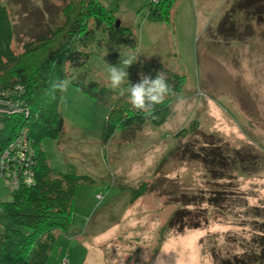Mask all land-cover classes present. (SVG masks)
<instances>
[{"label":"rangeland","instance_id":"rangeland-1","mask_svg":"<svg viewBox=\"0 0 264 264\" xmlns=\"http://www.w3.org/2000/svg\"><path fill=\"white\" fill-rule=\"evenodd\" d=\"M97 1L118 26L130 28L135 47L114 44L107 33L93 28L85 64L63 66L71 81L59 92L63 130L57 139L44 137L41 148L55 172L87 179L74 191L76 231L57 235L46 264H214L213 254L233 260L242 253L256 258L246 264H259L255 239L264 234V7L256 2L257 8H238L249 0H176L170 22H155L148 19L153 0ZM30 2L25 8L7 7L13 24L38 21L41 16L31 10L38 6L55 29L53 21H62L65 5L74 0ZM91 23L88 18L85 29ZM20 28L11 40L16 54L31 41ZM114 52L121 61L113 65L105 58ZM133 56L156 60L182 76L183 84L162 124L145 122L127 139L118 131L107 139L108 105L76 83L107 85L109 66L125 67L122 61ZM210 141L220 147L214 153L229 160L214 159L206 166L201 157H189L188 152ZM141 182L152 184L151 191L133 198L131 190ZM10 199L0 181V201ZM182 207L193 214L203 211L206 224L181 232L168 227L172 213Z\"/></svg>","mask_w":264,"mask_h":264},{"label":"trees","instance_id":"trees-1","mask_svg":"<svg viewBox=\"0 0 264 264\" xmlns=\"http://www.w3.org/2000/svg\"><path fill=\"white\" fill-rule=\"evenodd\" d=\"M175 1L153 0L149 6L148 19L155 22H170ZM256 2L260 4V8L264 7V0H256L255 3L249 0L246 4L240 3L238 8H252V6L257 8ZM20 5L25 8L30 6L31 2L30 0L4 2L0 0V108L7 110V112L0 111L2 123L0 149L16 135L20 127L26 126L29 130L28 138L35 151V178L32 185L22 182L19 188L9 192L11 195L9 201H0V264H46L57 235L59 237L60 234L67 235L69 231H76V229L73 230L74 191L77 184L87 179L86 176L55 172L49 166L46 154L41 148V140L44 137L50 136L57 139L63 130V119L58 110L59 91L54 96L50 94L51 83L56 79H65L67 67L85 64L90 53L84 48L92 40L93 28L107 33L114 44L126 47H135V38L129 27L116 25L113 15L97 0H74L71 4H66L64 19L60 22L53 21L55 29L52 27L50 17L45 13V19H43L40 13L42 9L33 5L34 8L32 7L31 10L36 13V16L41 17L35 23L19 26L20 31L31 41L24 42L23 51L16 54L11 47V40L19 27L13 24L7 7ZM34 12L32 17L35 16ZM30 17L31 14L28 20ZM103 17L107 21L101 24ZM88 18H92V23L85 29L84 24ZM226 32L227 30L223 34ZM18 41L20 43V40ZM46 46L50 49L46 50ZM29 55L36 57L35 60L29 58ZM120 56L119 53L114 52L105 59L114 65L121 61ZM30 59L33 63H26ZM64 64H67V67H63ZM159 72L166 73L173 91L162 104L156 105L151 115L134 109L126 95H121L104 83L85 84L82 81L76 83L93 99L108 105L104 124L105 138H111L118 131L124 139H127L134 135L145 122L160 125L167 119L183 84V77L156 60L137 59L128 69L129 81L133 84L139 81L141 73L155 78ZM14 107H21L23 111L9 114L8 112H11ZM25 109L28 110V114L25 113ZM213 144L215 142L210 141L205 147L200 146L199 150L192 149L188 152L191 155L189 157L191 159L201 157L206 166H212L214 159L229 160L220 152L215 154L214 152L220 147L212 146ZM215 156L217 157L214 158ZM209 162L211 164H208ZM23 164L25 163H21ZM151 187L152 184L150 186L141 182L138 187L132 188L133 198L151 191ZM216 200L211 198L213 202H217ZM194 212L193 214L183 207L174 211L168 221V227L176 228L178 232H181L185 228L195 229L206 224L204 212ZM261 226L264 227V224ZM262 227L261 231H264ZM255 244L259 250L255 252H259V264H264V234L255 239ZM213 258L214 264H246V260H250L243 256V253L234 256L233 260L221 259L216 254H213ZM249 258L256 260V258Z\"/></svg>","mask_w":264,"mask_h":264},{"label":"clouds","instance_id":"clouds-1","mask_svg":"<svg viewBox=\"0 0 264 264\" xmlns=\"http://www.w3.org/2000/svg\"><path fill=\"white\" fill-rule=\"evenodd\" d=\"M137 59L134 56L124 59L122 63L125 67L110 65L107 70L106 83L112 90L126 95L134 109L151 115L156 105L162 104L173 90L165 72L157 73L155 78L141 73L139 81L131 83L127 69ZM70 83L71 81L67 78L54 80L51 83L50 94L54 96L57 91H66Z\"/></svg>","mask_w":264,"mask_h":264},{"label":"built area","instance_id":"built-area-1","mask_svg":"<svg viewBox=\"0 0 264 264\" xmlns=\"http://www.w3.org/2000/svg\"><path fill=\"white\" fill-rule=\"evenodd\" d=\"M3 110L7 112L5 108H0V111ZM21 111H23L21 107H14L8 113ZM25 113L28 114L27 109ZM28 133L26 126L20 127L16 135L0 149V181H3L8 192L19 188L22 182L26 185L34 183L36 157L34 158L35 151L28 138ZM21 163L25 164L21 165Z\"/></svg>","mask_w":264,"mask_h":264},{"label":"crops","instance_id":"crops-1","mask_svg":"<svg viewBox=\"0 0 264 264\" xmlns=\"http://www.w3.org/2000/svg\"><path fill=\"white\" fill-rule=\"evenodd\" d=\"M66 244H67V246H68V249H69V250H68V253H69V252H71V251H70V250H71V248H70L71 243L69 242V243H66Z\"/></svg>","mask_w":264,"mask_h":264},{"label":"water","instance_id":"water-1","mask_svg":"<svg viewBox=\"0 0 264 264\" xmlns=\"http://www.w3.org/2000/svg\"><path fill=\"white\" fill-rule=\"evenodd\" d=\"M115 23H116V25H118V24H119V21H118V20H116V22H115Z\"/></svg>","mask_w":264,"mask_h":264}]
</instances>
